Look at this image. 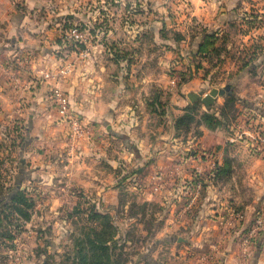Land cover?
<instances>
[{
	"label": "crops",
	"instance_id": "crops-1",
	"mask_svg": "<svg viewBox=\"0 0 264 264\" xmlns=\"http://www.w3.org/2000/svg\"><path fill=\"white\" fill-rule=\"evenodd\" d=\"M54 1L56 13L65 17L81 10L82 4L92 6L104 2ZM115 1L120 3L117 13L129 14L133 20L127 23L121 19L113 28L109 24L106 38L101 42L96 35L92 37L95 46L86 57L78 53L71 55L73 69L64 90L77 109L85 110L82 113L88 127L81 145L86 163L78 161L71 168L74 178L70 185L74 192L70 201L80 203L78 192L93 193L106 211L113 210L118 205V194L131 188L135 203L161 210L154 215L156 225L150 233L144 231V234L149 233L155 239L152 252L169 253L170 264H264V155H259L239 136L243 116L238 117L236 125L234 123L231 135L225 126L210 129L199 122L186 131L174 127L175 118L183 114L188 105L198 104L202 111L209 110L200 100L192 102L188 94L203 97L218 88L208 83L203 68L191 71V54L206 42L209 33L214 34L216 42L227 43L226 33L230 31L234 35L230 43L235 38L237 44L251 43L254 34L237 36L242 27L240 18L249 9L264 17V0ZM127 2L133 3L135 10L130 9L133 4L127 8ZM45 8V0H0L1 113L4 109H50L48 101L41 97L49 88V82L35 80L40 79V69L46 68L45 62L58 63L53 46L62 40L58 37L59 25L42 19ZM261 27L257 33L264 43V25ZM193 29H199V34L192 35ZM171 31H178L183 39L175 42L169 36ZM121 32L125 37L124 33L134 34L131 38L135 43L151 44L164 50L150 54L148 60L156 62L154 68L151 66L147 72L146 65H141L135 76L149 87L154 83L166 94L170 93L162 115L152 112L146 113L145 118L141 116L145 97L122 106L126 90L123 81L126 75L133 76L132 69L122 61L135 62L138 55H123L119 49L111 53L106 49L112 42L113 45L123 43L115 39ZM112 58L118 67L115 72H110ZM222 60L227 62L223 69L226 78H230L228 83L235 86H231L229 93L217 96L212 107L222 105L225 95L232 94L241 104L256 108L253 99L261 91L260 87L263 90L264 87L245 81L244 67L233 60L230 63L227 57L219 61ZM186 72H193L189 80L176 81ZM141 75L147 77L142 79ZM107 82H113L114 87ZM235 105L236 109L241 106ZM29 117L31 122L35 116L30 114ZM38 118L35 117V125L45 124L43 117ZM151 119H158V132L145 129ZM31 129L35 131L38 127ZM51 132L54 136L55 130ZM28 138L30 144L41 140L37 132L29 133ZM26 156V163L36 159L29 152ZM100 159L102 166L98 165ZM26 167L29 172L27 164ZM125 175L134 182L130 187ZM198 178L201 179L199 191L196 190ZM191 189L194 193L189 195ZM55 199L60 203L64 198L55 196ZM235 213L238 219L234 218ZM117 219L120 220L118 216ZM258 219L261 224L257 226ZM132 220L138 219L133 217ZM213 246L216 252L211 263L206 255Z\"/></svg>",
	"mask_w": 264,
	"mask_h": 264
},
{
	"label": "rangeland",
	"instance_id": "rangeland-1",
	"mask_svg": "<svg viewBox=\"0 0 264 264\" xmlns=\"http://www.w3.org/2000/svg\"><path fill=\"white\" fill-rule=\"evenodd\" d=\"M45 1L46 8L42 19L59 25L57 28L58 37L62 40L53 46L58 63L45 62L46 68L40 69L42 72L40 79L35 80L49 82L47 83L50 84L49 88L41 97L48 101L50 109L48 107L47 109L32 107L14 111L4 109L2 113L0 112V264H99L101 260L99 256H95L94 261L91 260L92 253L90 251L92 248L89 240L92 238V229L101 235L99 232L103 230L104 221L100 218H90L93 210L99 216L105 214L110 216V221L105 222L104 238L108 256L115 260V264H170L172 258L169 253L159 255L152 252L155 248V239L149 235L150 230L156 225L154 215L160 214L161 210L148 204L135 203L131 188L123 189L118 194V205L113 210L106 211L102 203L98 202L97 195L93 193L75 192L80 203L74 204L70 201L72 192H74L70 185L74 178L71 168L77 165L78 161L86 163L84 161L86 155L82 154L81 151L84 149L81 145L87 136L88 127L83 114L85 110L77 109L70 100L71 96L64 90L65 84L69 85V76L73 69L71 55L78 53L86 57L90 48L95 46V43L93 44L91 41L92 37L96 35L101 42L106 38L109 24L110 28H113L114 25L116 26V21L123 19L122 21L128 23L134 17L129 14L117 13L120 3L115 0H104L102 3H94L92 6L82 4L81 10L76 9L78 11L68 17L56 13L54 0ZM131 4L133 3L127 2L126 7L129 8ZM134 8L136 7L133 4L130 9L135 10ZM262 25H264L263 15L251 12L249 9V12H245L240 18L242 27L238 29L237 36L254 34L251 43L237 44L236 38L230 43V39L234 35L229 31L226 33L227 43L213 40L212 45L203 46V50H207L201 52V55L198 53L199 47L196 48L195 54H191L193 56L190 61L191 71L203 68L208 83L213 86L217 85L218 88L228 87L227 92L229 93L233 85H229L230 78H226V71L223 69L227 62L226 60L219 61L220 58L227 57L230 63L233 60L239 67H244L245 81L264 87V43L260 41L261 36L257 33ZM73 26H79L80 31L83 32L82 41L70 43L68 40L69 38L65 34ZM191 32L192 35H197L200 31L193 29ZM124 34L126 37L123 32L120 36L115 35V39L123 42L122 44L113 45L112 42L110 46L106 47L111 53L120 50L123 55H138V60L135 62L122 61L129 69H132L133 74V76L126 75V80L123 81L126 90L123 94L124 103L122 106L132 105L137 103L140 97L141 99L145 97L146 105L140 110L143 112L142 117L145 118L146 113L154 112L157 115L160 114L159 112H166L170 93L166 94L160 86L154 85V83L149 87L140 77L135 78L141 65L143 67L146 65L144 69L147 68V72L151 66L155 67L156 62L148 60L150 54L156 55L164 50L157 49L151 44L135 43L131 38L134 37V34L131 32ZM210 34L214 36L213 33ZM169 36L175 42L183 39L178 31L169 32ZM101 63H103L102 60ZM111 63L110 72H115L118 67L113 58ZM127 67L126 69H128ZM63 69H67V72L55 76L59 70ZM44 73H50L51 77L45 78ZM141 77L143 79L147 76L141 75ZM176 79L180 83H185L181 81V74ZM222 83L225 84L219 86ZM107 85L111 88L114 87L113 82H107ZM53 89H57L67 99L68 109L65 114L55 103ZM260 90L253 99L256 108L252 109L248 105L241 104L238 98L230 93L233 103L224 98L227 102L212 107L213 109L208 110V114H215L218 120H222L224 123L229 121L228 132L230 135L234 133V123L236 125V120L240 116H243L240 123L242 126L239 128L240 133L247 134V127L252 122L259 123L264 129V90L261 87ZM236 103H239L241 108L236 109ZM188 107L194 118L187 127L189 130L198 122L202 123L203 114L207 113L202 111L198 104L188 105ZM155 109L158 111L155 112ZM30 114L35 117L39 116V120L43 117L45 124L35 125V117H32L34 120L30 122ZM219 121L211 123L214 126ZM146 126V130L158 132L159 121L151 119ZM33 127H38L39 131H33L31 129ZM50 129L51 131L55 130L54 136ZM31 132H37L41 136V140L30 144L28 136ZM241 137L251 147L254 146L251 138L244 135ZM47 139L48 141L45 142L44 140ZM28 145L32 147L29 148ZM25 150L36 159L33 161L29 159V163H26L28 159ZM256 152L263 155L257 150ZM39 153L42 157H39ZM99 161L98 165L102 166V160ZM26 164L29 166V172H26ZM125 176L126 178L130 177L129 175ZM127 181L128 187L134 183L130 178ZM15 187L17 188L13 190ZM196 190L199 191L198 187ZM193 193L194 190L191 189L188 194ZM13 195L16 198L15 202L11 201ZM55 196L64 198L63 202L56 203ZM117 216L120 220L117 219ZM133 217L138 220H132ZM144 231L149 233L145 235ZM97 251L99 252V248ZM214 260V257L212 260L208 259L211 263Z\"/></svg>",
	"mask_w": 264,
	"mask_h": 264
},
{
	"label": "trees",
	"instance_id": "trees-1",
	"mask_svg": "<svg viewBox=\"0 0 264 264\" xmlns=\"http://www.w3.org/2000/svg\"><path fill=\"white\" fill-rule=\"evenodd\" d=\"M214 36H211V35H208L206 36V42L202 43L199 45V49H198V53L199 55H201L202 53L201 52H204L206 50H203V46L204 45H212L213 44V39ZM180 39V37H179ZM197 53V54H198ZM192 77V73L191 72H188V73H184V74H181V81L182 82H186L187 80H189L190 78ZM229 99V101H232V96L231 95H228L225 97V99ZM224 99V102L226 101ZM227 102V101H226ZM233 103V101H232ZM192 106L196 105V104H191ZM189 107L185 109L184 113L181 114L180 116H178L177 118H175L174 120V127L176 129H187V127L190 125V123L194 120L191 112L189 111ZM158 110L155 109V112H157ZM160 115H162V112H159ZM207 114H203V119H202V123H204L208 128L210 129H214L216 127H219V126H227V128H229V121H227L226 123H224L222 120L219 121L217 116H215V114H208V112H206ZM213 121H219L216 123V125H212ZM214 176V175H213ZM213 176L211 178H213ZM17 187H15L13 190H15ZM13 192V191H12ZM16 198H15V195H13V197L11 198V201L12 202H15ZM19 204V203H18ZM143 205H147V204H143ZM18 209V208H17ZM19 211H21V209H18ZM93 213L90 214V218L94 219V218H100V220H103L104 222V227H103V230L98 234L94 229L91 230L92 232V238L91 240H89V244H90V247L92 248V250L90 251L92 254H91V260L94 261V257L95 256H99V258L101 259L100 260V263L99 264H115V260H112L109 256H108V253H107V246H106V241H105V238H104V231H105V228H106V225H105V222H109L110 221V216L108 214H105V215H102V216H99L98 214H96V212L93 210L92 211ZM94 232V233H93ZM100 244V245H98ZM99 248V252L97 251V249Z\"/></svg>",
	"mask_w": 264,
	"mask_h": 264
},
{
	"label": "built area",
	"instance_id": "built-area-1",
	"mask_svg": "<svg viewBox=\"0 0 264 264\" xmlns=\"http://www.w3.org/2000/svg\"><path fill=\"white\" fill-rule=\"evenodd\" d=\"M69 39L70 43H77L79 41H82V36H83V32L80 31L79 26H73L71 28H69V30H67L66 34H65ZM64 72H67V69H63V70H59L55 76H58V74H63ZM43 76L45 78H50L51 74L50 73H44ZM54 93V96L56 98L55 103L56 105L59 107V109H61V112L63 114L66 113V110L68 109V104H67V99L65 97V95L61 94L57 89H53L52 91ZM248 133L246 134L245 132H241L239 131V136L241 137L242 135L251 138V141L253 142V146L255 148V151L257 150L258 152L262 153L264 155V129L261 128V125L259 123H254L252 122V124H249L247 127ZM242 138V137H241ZM201 179L199 178L197 180V185L196 187H200V182ZM232 217V216H231ZM234 218L238 219L239 216H237V214H234ZM260 224L259 219L256 220V225L258 226ZM211 253L207 254L206 256L208 257V259H212L215 256V252H216V246H213L211 249Z\"/></svg>",
	"mask_w": 264,
	"mask_h": 264
},
{
	"label": "water",
	"instance_id": "water-1",
	"mask_svg": "<svg viewBox=\"0 0 264 264\" xmlns=\"http://www.w3.org/2000/svg\"><path fill=\"white\" fill-rule=\"evenodd\" d=\"M228 87L224 88H213L205 96L201 97L199 94H188V98L193 102L195 100H200L202 104L210 109L214 103L217 96H222L227 93ZM180 240V239H179Z\"/></svg>",
	"mask_w": 264,
	"mask_h": 264
}]
</instances>
